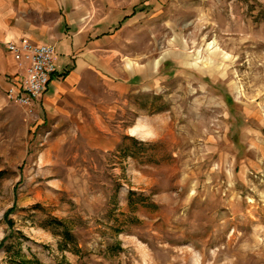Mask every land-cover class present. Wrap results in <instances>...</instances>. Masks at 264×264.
Returning <instances> with one entry per match:
<instances>
[{
    "label": "rangeland",
    "instance_id": "1",
    "mask_svg": "<svg viewBox=\"0 0 264 264\" xmlns=\"http://www.w3.org/2000/svg\"><path fill=\"white\" fill-rule=\"evenodd\" d=\"M138 2L84 118L0 77V264H264V0Z\"/></svg>",
    "mask_w": 264,
    "mask_h": 264
},
{
    "label": "crops",
    "instance_id": "2",
    "mask_svg": "<svg viewBox=\"0 0 264 264\" xmlns=\"http://www.w3.org/2000/svg\"><path fill=\"white\" fill-rule=\"evenodd\" d=\"M138 3L0 0V77L6 91L17 83V74L22 70L6 43L30 40L55 47L56 72L39 100L50 116L75 114L76 119L84 118V113L98 104L94 102L95 80H100L106 91L122 93L138 75L130 73L127 62L118 60L122 26L137 20ZM94 114H98L96 107Z\"/></svg>",
    "mask_w": 264,
    "mask_h": 264
},
{
    "label": "built area",
    "instance_id": "3",
    "mask_svg": "<svg viewBox=\"0 0 264 264\" xmlns=\"http://www.w3.org/2000/svg\"><path fill=\"white\" fill-rule=\"evenodd\" d=\"M6 46L22 67L17 83L11 84L7 94L21 106L33 107L46 93L56 72L55 47L30 40L9 41Z\"/></svg>",
    "mask_w": 264,
    "mask_h": 264
},
{
    "label": "trees",
    "instance_id": "4",
    "mask_svg": "<svg viewBox=\"0 0 264 264\" xmlns=\"http://www.w3.org/2000/svg\"><path fill=\"white\" fill-rule=\"evenodd\" d=\"M8 213H9V211H8ZM55 221L57 223L61 224V225H64V223L61 222V221H58V220H55ZM8 223L10 224V227H11L12 220L8 219ZM62 233H63V237H64V240H65V243H66L64 246H62L63 249H67L68 248V246H67L68 245L67 244L68 241L73 243V247H77V244L74 243L75 237H74L72 232L67 227H64V230H63ZM10 237H11L10 235L5 236L2 239V241H1V245L4 246L6 241ZM7 253L9 254L8 255V264H42V262L40 260H38L37 258H32V259L31 258H27L23 254H21V252H19L18 250H15L11 246L7 248ZM68 264H70V263H68Z\"/></svg>",
    "mask_w": 264,
    "mask_h": 264
},
{
    "label": "bare ground",
    "instance_id": "5",
    "mask_svg": "<svg viewBox=\"0 0 264 264\" xmlns=\"http://www.w3.org/2000/svg\"><path fill=\"white\" fill-rule=\"evenodd\" d=\"M209 47L212 49V54H214V55H220L219 53L220 52H223L222 50H221V48L219 47V46H217L216 44H215V42H211L210 43V45H209ZM223 59L224 60H226L227 59V57H228V54L226 53V52H223ZM199 52H198V54H197V57H196V59L197 60H199ZM212 67H214V66H212ZM133 133L134 134H139V135H141V133L138 131V130H136V131H133Z\"/></svg>",
    "mask_w": 264,
    "mask_h": 264
}]
</instances>
